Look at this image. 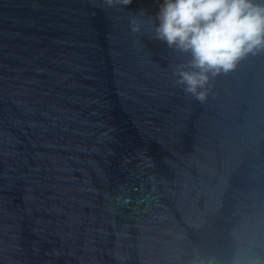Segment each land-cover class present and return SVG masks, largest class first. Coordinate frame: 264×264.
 <instances>
[{
	"label": "water",
	"instance_id": "1",
	"mask_svg": "<svg viewBox=\"0 0 264 264\" xmlns=\"http://www.w3.org/2000/svg\"><path fill=\"white\" fill-rule=\"evenodd\" d=\"M163 0H0V264H264V51L178 83Z\"/></svg>",
	"mask_w": 264,
	"mask_h": 264
},
{
	"label": "clouds",
	"instance_id": "2",
	"mask_svg": "<svg viewBox=\"0 0 264 264\" xmlns=\"http://www.w3.org/2000/svg\"><path fill=\"white\" fill-rule=\"evenodd\" d=\"M156 20L155 37L190 54L178 83L201 101L212 77L264 51V0H163Z\"/></svg>",
	"mask_w": 264,
	"mask_h": 264
}]
</instances>
